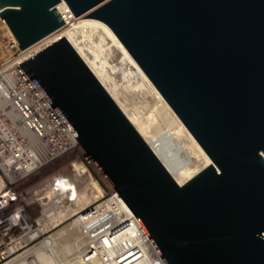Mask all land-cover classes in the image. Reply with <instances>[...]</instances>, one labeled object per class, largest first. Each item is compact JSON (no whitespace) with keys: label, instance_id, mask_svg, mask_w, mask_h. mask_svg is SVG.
I'll return each mask as SVG.
<instances>
[{"label":"water","instance_id":"water-1","mask_svg":"<svg viewBox=\"0 0 264 264\" xmlns=\"http://www.w3.org/2000/svg\"><path fill=\"white\" fill-rule=\"evenodd\" d=\"M102 1L64 0L74 18ZM59 2L0 0L19 51L63 26ZM83 19L110 28L212 161L178 186L64 38L19 65L162 262L264 264V0H112Z\"/></svg>","mask_w":264,"mask_h":264},{"label":"built area","instance_id":"built-area-1","mask_svg":"<svg viewBox=\"0 0 264 264\" xmlns=\"http://www.w3.org/2000/svg\"><path fill=\"white\" fill-rule=\"evenodd\" d=\"M20 52L22 58L0 62V264L31 262L30 255L56 233L49 234L73 217L85 240L77 264H151L149 254L164 264L135 216L19 66L32 57ZM39 173L46 175L38 185L21 188ZM89 179L102 196L71 212L75 190Z\"/></svg>","mask_w":264,"mask_h":264},{"label":"bare ground","instance_id":"bare-ground-1","mask_svg":"<svg viewBox=\"0 0 264 264\" xmlns=\"http://www.w3.org/2000/svg\"><path fill=\"white\" fill-rule=\"evenodd\" d=\"M59 1L60 2L54 6V9L56 10V12L58 13L62 22L64 23L63 26H61L58 30L52 32L50 35H48L44 39L40 40L36 44H34L31 47L24 50L25 51L24 55L26 56V58L31 57V56L32 57L35 56L36 54L41 52L43 49L54 44L55 42H57L61 38H64V40L69 43L71 48L76 52V54L83 61V63L87 67V69L93 74L95 79L99 82V84L105 90V92L108 94L110 99L114 102V104L118 107V109L125 116V118L128 120V122L132 125V127L135 129V131L138 133V135L143 139V141L148 145V147L156 155V157L159 159V161L162 163V165L165 167V169L171 175L173 180L178 184V186H182L183 184H185L186 182H188L189 180L194 178L202 170H204L207 167H209L210 165H212V161L210 160V158L202 150V148L196 142L194 137L190 134V132L186 129V127L183 125V123L180 121V119L172 111V109L166 103L164 98L161 96V94L158 92V90L154 87V85L151 83V81L147 78V76L144 74V72L141 70V68L138 66V64L134 61V59L130 56V54L127 52V50L124 48V46L120 43V41L117 39V37L114 35V33L110 30V28L107 27L103 22H100L98 20L83 19L86 16H88L89 14L93 13L94 11H96L97 9H99L100 7L104 6L105 4L109 3L112 0H104L101 3L97 4L95 7L91 8L90 10L83 13L81 16H78L76 18H74L72 12L68 8V6L64 2V0H59ZM9 9H11V8H9ZM13 9H17V8H13ZM1 12L2 11H0V13ZM95 30H100L104 33V35L113 44V46L122 54L123 59L127 65L126 67H128L129 70L130 69L135 70L137 75L141 78L142 84L146 83L148 90L158 100V102L160 103L159 104L160 108H161L160 110L163 113V115L162 114L161 115L163 116L164 120L169 124V127H170L169 129L171 131V132L170 131L166 132V134H169L170 137L174 138V140L179 144L181 150L187 151L186 155H187L188 160L186 162L183 161L182 157L179 156L178 154H171L170 151L168 150V149H170L169 145L167 143L162 144L161 141L159 140V137L157 136V133H156V136H155L154 132H153L154 135H149V131H148L149 129L146 127L145 122L140 121L138 119V117L135 116L136 114L135 115L131 114L129 112V110L127 109L128 107L126 108V106H124L123 103H121V101H120L118 95L116 94V92L114 91V89L111 86H109L108 79H107L106 75L104 74V72L101 71L102 68L100 69V67L96 63V61L98 60V58L96 57V54H94V57H90V54H89L90 52L88 53L89 49L86 46V44L84 43V40L82 39L85 37V34L87 32L95 31ZM10 37L13 38L14 36L12 35V33H11L9 27L7 26L6 22L0 18V41L2 44L1 47L2 48L4 47L5 51H7V49H9V50L11 49V51H14L15 48H13V46L17 47L14 44L12 45L13 40ZM14 40H15V38H14ZM91 53H93V52H91ZM0 56H2V55H0ZM167 123H165V124H167ZM80 147H81V145H80ZM81 149L87 155V153L84 151V149L82 147H81ZM188 154H189V156H188ZM191 158H194L197 160H202L203 161L202 165L201 166H195V164L192 162ZM215 170H216V173L219 174L218 169L215 168ZM89 181H91V180L89 179ZM91 183H93V182L91 181ZM107 183L111 188H113L109 182H107ZM91 186H93L95 188V192L97 191L96 192L97 196L94 198H100L99 195L102 196L101 190L94 183ZM86 192H88V191H86ZM86 195L89 196L88 194H85V197H82V196H81L82 198L76 197L75 202L73 203L75 205V209L72 210L71 212H76L77 210H80V209L84 208L86 205H89L93 202L92 198H88ZM90 196H91V194H90ZM96 200L97 199H94V202H96ZM73 226L77 227L78 234L81 237V240L84 241L83 244H85V240L81 236V233L79 230L78 222L75 221ZM72 227L70 229H65V230H62V231L56 233L51 238H49L48 240L43 242V245L46 247L48 246V248H50L51 251L57 250L60 248L62 250L64 249L65 251H68L67 250L69 248L68 242L73 237V232H71L73 230ZM74 244H75V241H74ZM83 246H81L78 249V251H77L78 253L76 252L77 257L73 256V258L71 259V261L72 260L74 261L73 264H77L76 262H77L79 255L82 252ZM73 255H75V254H73ZM26 256H28V255H26ZM30 257H33V260L31 262L26 261L23 264H46V262L44 261L45 254H43L41 251H35V253H33V255H30ZM147 258L150 260L151 264H161L159 260H155V259L153 260V258L150 254L147 255ZM43 261L45 263H43Z\"/></svg>","mask_w":264,"mask_h":264},{"label":"rangeland","instance_id":"rangeland-1","mask_svg":"<svg viewBox=\"0 0 264 264\" xmlns=\"http://www.w3.org/2000/svg\"><path fill=\"white\" fill-rule=\"evenodd\" d=\"M89 32L85 34L86 38H82L84 40V43L90 50H88V53L90 52V57H94V54H96V57L98 58V60L96 61L97 65L100 67V69L102 68L101 71L104 72V74L106 75L109 86L114 89L121 103H123L126 108L128 107L127 109L131 114H136L135 116L138 117L140 121L145 122L146 127L149 129V135L155 134L156 136L157 133V136L159 137L161 143H167L169 145L170 149L168 150L170 151V153L178 154L182 157V160L186 162L188 160L186 155L187 151L181 150L179 144L174 140V138L170 137L169 134H166V132L170 131L169 124L164 120L162 116L163 113L160 110V103L148 90L146 83L142 84V80L137 75L135 70H129V68L126 67L127 65L123 59L122 54L113 46V44L108 40V38L104 35L102 31L95 30ZM10 38L13 40L12 45H16L17 42L14 40V37ZM14 41L16 42V44ZM1 45L2 44L0 41V55H2L0 56V62L4 61L9 57L10 60H18L22 57L21 52L17 50L18 44L17 47L13 46V48H15L14 51H11V49H7V51H5V48H2ZM191 160L195 164V166H201L203 163L202 160H197L194 158H191ZM88 171L93 177L96 178V176H94L96 174L95 167L89 166ZM45 175L46 173H39L28 177L22 183L21 188L24 189L27 187L38 185L42 181V179L45 178ZM88 181L85 188L81 190H75V196L77 198H80L81 196L85 197V194H88L89 196H86L88 198H92V203H94V199L99 198H94L97 196V191L95 192V188L91 186L93 183H91V181ZM99 196L101 197V195ZM73 208L75 209V206ZM74 222L75 218L73 217L62 225H60L56 230H54L55 232L49 235L58 233L65 229H70L73 226ZM72 229L73 230L71 232H73V237L68 242V251H65L64 249L62 250L61 248L51 251L48 246L46 247L42 243V245L40 246L41 249H38L37 251H41L43 254H45L44 261L46 262V264H73L74 261H71V259L73 258V256L77 257V251L81 246L84 245V241L81 240V237L78 234L77 227L73 226ZM44 261L43 263H45Z\"/></svg>","mask_w":264,"mask_h":264}]
</instances>
